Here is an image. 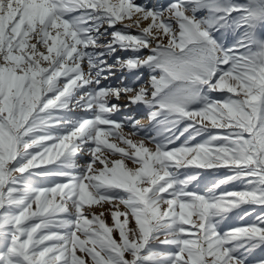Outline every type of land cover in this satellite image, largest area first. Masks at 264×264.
Returning a JSON list of instances; mask_svg holds the SVG:
<instances>
[{
  "label": "snow or ice",
  "instance_id": "snow-or-ice-1",
  "mask_svg": "<svg viewBox=\"0 0 264 264\" xmlns=\"http://www.w3.org/2000/svg\"><path fill=\"white\" fill-rule=\"evenodd\" d=\"M258 25L264 0H0V264H249L264 248ZM139 108L147 123L118 118ZM104 204L111 225L91 211ZM239 213L254 219L224 223Z\"/></svg>",
  "mask_w": 264,
  "mask_h": 264
},
{
  "label": "rangeland",
  "instance_id": "rangeland-1",
  "mask_svg": "<svg viewBox=\"0 0 264 264\" xmlns=\"http://www.w3.org/2000/svg\"><path fill=\"white\" fill-rule=\"evenodd\" d=\"M139 2L141 3H167L168 0H139ZM131 31V30H130ZM257 33H264V26H261V25H258L257 26V29H256ZM236 32L233 31L231 33H225V43L226 44H230L233 39L235 38L236 36ZM117 79L119 78V76L121 75V73H117ZM147 76H148V73H147V70L144 71V77L143 79H147ZM135 77L134 76H127L126 77V80L127 81H130L132 79H134ZM117 82V80H111V81H106L104 83H112L113 85H115ZM143 82V80L141 81ZM78 116H83L84 113L83 112H78L77 113ZM126 115H133L135 116L136 119H139L141 123H147V110L144 109V108H139V109H133L132 111H123L121 112L120 116L118 118H123V116H126ZM125 131H127V128L125 129ZM183 139V138H182ZM201 138H197V142H199ZM182 142V140L180 141ZM178 142V143H180ZM110 158H119L118 156L117 157H110ZM78 164H83L85 163V161L81 158H77V161H76ZM126 163H129V166H132L130 164V162H127ZM224 174H229L228 173V170L227 169H222L220 170L219 172H215V171H211V170H206V171H203L202 172V177H203V181L200 185H192L191 187L192 188H196V187H203L205 184H208L209 182H215L217 179H219L222 175ZM39 182V181H38ZM235 185H230L228 186L229 188L230 187H234ZM222 189L223 190H227L224 186H222ZM88 207V206H86ZM117 208L116 207H113L112 205H108V204H104L103 206L101 205H92L91 206V211L99 214L101 212L104 213V216L102 217L103 219H105V222L108 223L109 225L112 224V220H111V212L112 211H116ZM118 210L120 211H125L124 209V206L121 204V205H118ZM260 211H264V209H260V208H256L255 209V214L258 215L260 213ZM242 215V213H239L238 215L237 214H231L229 217H226L225 219V224L226 225H233L235 223H240V222H250L251 219H254V216L253 217H245L244 218V221H241L240 220V216ZM120 219H123V217H121ZM114 236L115 238L118 239V233H116L114 231ZM260 259H264V248H258V249H255L249 256V264H256V261L260 260Z\"/></svg>",
  "mask_w": 264,
  "mask_h": 264
}]
</instances>
